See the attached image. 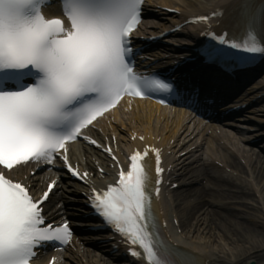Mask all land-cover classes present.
I'll list each match as a JSON object with an SVG mask.
<instances>
[{
    "label": "bare ground",
    "instance_id": "6f19581e",
    "mask_svg": "<svg viewBox=\"0 0 264 264\" xmlns=\"http://www.w3.org/2000/svg\"><path fill=\"white\" fill-rule=\"evenodd\" d=\"M154 1L156 2L159 0ZM206 1H209L211 5L224 1L236 7L238 6L237 2L240 0ZM161 4H175L189 11V13H200L203 11L202 9L206 8L203 7V4L201 5L199 0H164L161 1ZM163 14L165 15L166 13ZM164 15L156 14L152 18H159V20L169 19H166ZM173 17L172 15L171 18ZM184 17L185 15L182 16V18ZM186 33H188V31H186ZM137 62L139 68H145L146 63L143 62L140 57H138ZM137 105L141 113H138L139 111L136 110L134 114V111H132L130 113L132 115L130 117V123L133 126L138 124L136 128L140 127L141 130L149 133V129H151V131L154 129L157 130L158 124L162 122L166 130L162 137L163 144H166L170 139L177 136V133L181 130L182 119H186L185 111L180 109L177 110L175 114V121L169 123L167 119H162V117L166 116L167 108H162L158 104L150 103H146V105L143 106L144 104L142 105V101H138ZM112 117L118 120L116 112L112 114ZM108 121L110 122V120ZM135 121L136 123H134ZM105 124H107V121ZM103 126L106 127L104 124ZM107 126L111 129L115 128L111 123L107 124ZM125 128L128 130V127ZM79 154L82 158L81 163L83 162V157L86 158V162L90 161L87 152H80ZM185 160L186 159L177 161L179 169L176 166L177 169L175 172L170 174L172 178L176 177L177 179H171L169 186H167L168 191L169 187L172 186L174 182L180 181L181 185L173 191H168L172 196L168 197L171 220L177 218L179 223V226L173 223L176 232L175 234L172 233V237L175 242H177V246L181 245L182 248L193 251L205 261V264H264L263 171L261 169H254L253 179L243 178L237 180V178L232 176L220 177V179H217L215 175H212L208 171L193 172L190 164L198 162V160L190 164H186L187 161ZM228 163L237 169L240 174L244 175L246 172L243 167L238 168V164L235 161H230ZM86 164L90 166L89 163ZM201 177L206 179L207 182L218 185V187L221 186V189L216 188V190L207 191L206 185L194 187L196 183L202 181ZM37 181L36 177H31V183L33 185H35ZM223 187L225 189H223ZM74 192L75 190L72 191V193ZM254 198L256 201L253 203L252 200ZM187 199H193L194 202L191 203ZM205 202L218 206L220 210L214 208H207L205 210V206H203ZM230 202H234L235 204L232 205ZM173 204H175L174 210L171 209ZM246 206L248 210H240V207ZM202 211L203 213H201ZM62 214L66 216L69 215L67 212H61V209H58L57 212L52 215L51 221L57 219ZM168 225L170 229L171 224ZM179 228L182 229V233H178ZM191 234H193L192 238H190ZM110 235L111 234H108L106 238L109 239ZM215 235L217 236V243L214 242ZM109 241L115 244L117 240L109 239ZM110 250V264H128L130 261L123 255L121 248L116 251L112 248H110ZM65 256L67 255L65 254Z\"/></svg>",
    "mask_w": 264,
    "mask_h": 264
},
{
    "label": "rangeland",
    "instance_id": "374dc122",
    "mask_svg": "<svg viewBox=\"0 0 264 264\" xmlns=\"http://www.w3.org/2000/svg\"><path fill=\"white\" fill-rule=\"evenodd\" d=\"M254 200H255V199L252 200L253 203H254ZM255 203H256V202H255ZM244 208H245V207H244ZM244 208H243V209H244ZM245 209H247V208H245ZM192 235H193V234L190 235L191 238H192ZM214 242H215V243L218 242V240H217V236H216V235L214 236Z\"/></svg>",
    "mask_w": 264,
    "mask_h": 264
}]
</instances>
